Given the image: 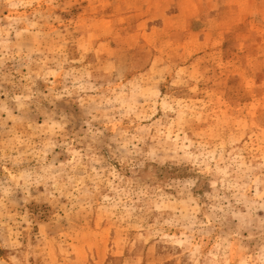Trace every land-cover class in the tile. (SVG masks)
Wrapping results in <instances>:
<instances>
[{
	"label": "rangeland",
	"instance_id": "1",
	"mask_svg": "<svg viewBox=\"0 0 264 264\" xmlns=\"http://www.w3.org/2000/svg\"><path fill=\"white\" fill-rule=\"evenodd\" d=\"M0 264H264V0H0Z\"/></svg>",
	"mask_w": 264,
	"mask_h": 264
}]
</instances>
